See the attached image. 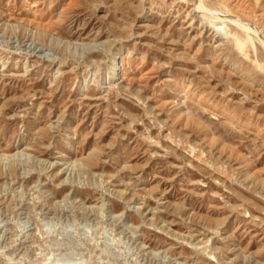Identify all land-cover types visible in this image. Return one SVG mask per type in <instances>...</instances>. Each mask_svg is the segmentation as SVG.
Masks as SVG:
<instances>
[{"label":"rangeland","instance_id":"1","mask_svg":"<svg viewBox=\"0 0 264 264\" xmlns=\"http://www.w3.org/2000/svg\"><path fill=\"white\" fill-rule=\"evenodd\" d=\"M0 264H264V0H0Z\"/></svg>","mask_w":264,"mask_h":264},{"label":"bare ground","instance_id":"2","mask_svg":"<svg viewBox=\"0 0 264 264\" xmlns=\"http://www.w3.org/2000/svg\"><path fill=\"white\" fill-rule=\"evenodd\" d=\"M197 9H198V10L210 11V10L204 8L203 5H202L201 3H199V4L197 5ZM214 14H215V13H214ZM219 18H226V16H222V15H220ZM230 21H232L233 23L237 24L240 28H242V29H243L244 31H246L247 33H251V34H255V35L258 34L257 31H256V29H255L251 24H249V23H247V22L238 21V20H236V19H235V20H230ZM117 60H118V57H115V58H111V59H109V65L112 66V67H113V66H116V67H113V68H112V75H111V76H108V77H105V78H104V82L113 79V76H114V74H115L114 72H116V71L118 70V63H119V62H117ZM24 149H25V148H23L22 150H20V151H16L15 153L11 154V156H9V158L16 157L17 155H25L24 152H23ZM2 155H5V154H2ZM74 162H76V161H74Z\"/></svg>","mask_w":264,"mask_h":264}]
</instances>
